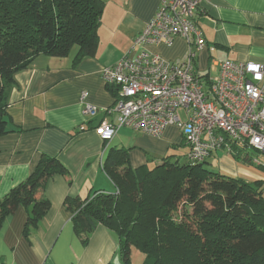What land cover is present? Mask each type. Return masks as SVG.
<instances>
[{
    "label": "crops",
    "instance_id": "obj_1",
    "mask_svg": "<svg viewBox=\"0 0 264 264\" xmlns=\"http://www.w3.org/2000/svg\"><path fill=\"white\" fill-rule=\"evenodd\" d=\"M102 1L105 7L95 57L76 61V47L63 58L39 54L15 76L7 109L8 130L12 133L0 137V199L27 179L42 155L57 157L69 176L57 174L48 181L44 196L50 209L29 237L24 236L27 209L20 207L5 219L0 229V264H124L117 237L104 226L83 244L65 200L115 193L103 169L114 149L128 150L131 168L138 169L159 165L171 146L185 144L175 126L161 138L130 128H121L109 142L96 134L102 122L115 123L117 119L104 111L115 106L118 95L115 87L104 83L101 70L131 52L135 38L160 5V0ZM197 20L208 45L196 64L202 74L212 73L216 78L217 61L264 63V0H210ZM147 49L168 61H178L186 57L188 46L178 38L171 47ZM83 93L89 94L87 103L102 110L97 117L85 115ZM248 151L241 155L249 156ZM230 156L219 151L206 166L214 172L218 168L216 171L227 176L264 181L262 171ZM213 161L215 169L211 167Z\"/></svg>",
    "mask_w": 264,
    "mask_h": 264
},
{
    "label": "trees",
    "instance_id": "obj_2",
    "mask_svg": "<svg viewBox=\"0 0 264 264\" xmlns=\"http://www.w3.org/2000/svg\"><path fill=\"white\" fill-rule=\"evenodd\" d=\"M104 7L102 0H0V137L12 133L7 109L15 76L39 54L63 58L76 47V61L95 57ZM247 150L236 145L231 156L264 168L241 155ZM128 154L114 149L103 165L115 193L65 200L84 245L104 226L117 237L124 264H133V249L144 264H264V181L211 171L208 160L194 165L188 153L185 163L167 156L132 169ZM57 174L69 176L57 157L42 155L27 179L0 199V229L24 207L29 237L50 209L44 192Z\"/></svg>",
    "mask_w": 264,
    "mask_h": 264
},
{
    "label": "built area",
    "instance_id": "obj_3",
    "mask_svg": "<svg viewBox=\"0 0 264 264\" xmlns=\"http://www.w3.org/2000/svg\"><path fill=\"white\" fill-rule=\"evenodd\" d=\"M209 2L160 0L131 52L102 68L104 83L118 89L115 106L104 110L115 114L116 122L96 128L103 141H111L121 128L161 138L175 126L194 165L219 151L233 155L236 145L264 154V63L217 61L216 78L196 68L199 54L208 47L197 19ZM178 38L188 46L182 60L168 61L147 49L171 47ZM88 96H81L84 113L95 118L102 110L87 103ZM254 163L261 165L257 159Z\"/></svg>",
    "mask_w": 264,
    "mask_h": 264
},
{
    "label": "rangeland",
    "instance_id": "obj_4",
    "mask_svg": "<svg viewBox=\"0 0 264 264\" xmlns=\"http://www.w3.org/2000/svg\"><path fill=\"white\" fill-rule=\"evenodd\" d=\"M212 65H211V72H212ZM199 73L201 74V72L199 71ZM212 75V73H211ZM187 152V148L184 146V145H176L174 148H169L168 149V153L167 155H165V157L167 156H171V160L172 161H176V160H179L180 163H185L186 160H185V154ZM248 153L250 154V156H252L253 158H259L261 161L264 162V154L261 153V152H257V151H254V150H249ZM231 157V156H230ZM233 160L235 158L231 157ZM216 166V165H215ZM236 166V165H235ZM247 167H251L253 169H258L260 171H262L264 173V169L261 168V167H258V166H254V165H250V164H246ZM211 167L214 168V161L212 162V165ZM215 169V168H214ZM211 171H214L212 168L210 169ZM216 170H218V168H216ZM218 173V171H216ZM226 174V173H225ZM231 174H235V173H231ZM231 176V175H230ZM237 176V175H236ZM234 178H241L245 181H248V182H255V180H250V179H247L246 177L244 176H239V177H234ZM114 193V191H113ZM131 261L133 264H144V261H145V257L144 255H142L139 251H137L136 249H133L132 250V254H131Z\"/></svg>",
    "mask_w": 264,
    "mask_h": 264
}]
</instances>
